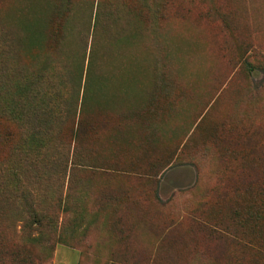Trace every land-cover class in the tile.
Instances as JSON below:
<instances>
[{
	"label": "rangeland",
	"instance_id": "374dc122",
	"mask_svg": "<svg viewBox=\"0 0 264 264\" xmlns=\"http://www.w3.org/2000/svg\"><path fill=\"white\" fill-rule=\"evenodd\" d=\"M4 40L0 166L50 227L4 205L0 264H264V0H0ZM39 78L72 101L44 141L19 116ZM77 119L61 176L27 178Z\"/></svg>",
	"mask_w": 264,
	"mask_h": 264
},
{
	"label": "trees",
	"instance_id": "16d2710c",
	"mask_svg": "<svg viewBox=\"0 0 264 264\" xmlns=\"http://www.w3.org/2000/svg\"><path fill=\"white\" fill-rule=\"evenodd\" d=\"M5 41L0 50L2 55L5 54L8 56L13 51V47L9 41H6L7 45H5ZM13 75L14 71L12 69L7 68L4 63H0V154L12 138V132L5 123L12 107L5 102L3 91L7 88V84ZM39 80L41 81L38 82L40 84L37 88H41V90L37 91L35 95H32L28 99L27 104L25 102L23 103V109L20 110L19 116L21 117L22 127L26 130L24 132L25 135L32 136L39 141H44L45 139L53 137L54 131L58 130L57 127L66 122L71 111L72 101L71 96L70 98L68 96L66 100H63V108L58 105L57 110H54L56 109L55 105L57 100L60 99V96L59 94L57 95V92L54 94L50 93L51 97L56 100L54 104L52 101L53 98L49 94L44 93L43 83L46 81H42L41 78ZM79 119H77L75 126L71 153L67 151V148L65 150L67 143L63 142V140H58V143H55L56 145L49 149L33 150L29 155L21 156V161L19 157L17 158L18 162L22 164L20 169L29 172L27 178L38 179L44 174L48 179L56 180L61 176L65 171L67 163H71L74 160V154H76L78 145L82 143L84 135H87L89 132L88 128L85 127L86 125L84 126L83 124L80 126L82 122ZM80 158L82 160V157ZM85 160L84 158L82 162H85ZM5 174V171L0 166V214L4 205L20 206L26 210L30 218V221H28V224H25V227L34 226L37 229H48L50 227V220L35 208L32 194L16 183L17 177L10 176L11 178L6 179ZM10 180L13 182L11 184L15 186L10 187V184H8ZM22 263L32 264L28 258H23Z\"/></svg>",
	"mask_w": 264,
	"mask_h": 264
}]
</instances>
